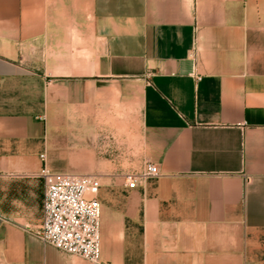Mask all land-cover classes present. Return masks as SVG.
I'll return each mask as SVG.
<instances>
[{
	"label": "crops",
	"instance_id": "0c3cea01",
	"mask_svg": "<svg viewBox=\"0 0 264 264\" xmlns=\"http://www.w3.org/2000/svg\"><path fill=\"white\" fill-rule=\"evenodd\" d=\"M44 166L102 262L264 264V0H0V264H96L37 237Z\"/></svg>",
	"mask_w": 264,
	"mask_h": 264
},
{
	"label": "built area",
	"instance_id": "2783aa9c",
	"mask_svg": "<svg viewBox=\"0 0 264 264\" xmlns=\"http://www.w3.org/2000/svg\"><path fill=\"white\" fill-rule=\"evenodd\" d=\"M44 160V154H40ZM158 168L145 162L138 172L125 175V183L134 187L139 181L158 175ZM44 193L42 222L37 237L56 249L96 264L100 259L99 182L92 174L53 172L42 167Z\"/></svg>",
	"mask_w": 264,
	"mask_h": 264
},
{
	"label": "rangeland",
	"instance_id": "374dc122",
	"mask_svg": "<svg viewBox=\"0 0 264 264\" xmlns=\"http://www.w3.org/2000/svg\"><path fill=\"white\" fill-rule=\"evenodd\" d=\"M66 151V150H64ZM81 168H85L87 170H91L93 172H98V167L99 166H93V165H85V166H79ZM109 167V166H108ZM110 167H114V166H110ZM126 171H135V166H130V165H126V166H117V169L115 172L121 173V172H126Z\"/></svg>",
	"mask_w": 264,
	"mask_h": 264
}]
</instances>
